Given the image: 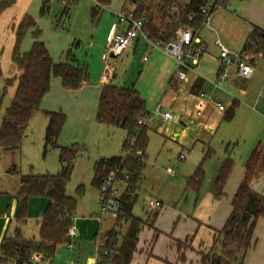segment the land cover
<instances>
[{
  "label": "crops",
  "instance_id": "obj_1",
  "mask_svg": "<svg viewBox=\"0 0 264 264\" xmlns=\"http://www.w3.org/2000/svg\"><path fill=\"white\" fill-rule=\"evenodd\" d=\"M230 1H233L234 9L228 7ZM38 2L35 12H39L43 0ZM135 7L136 3H126L125 0L121 4L111 2L104 8L101 16L102 20H107L103 30L107 31L109 35L113 25L119 22V14L123 11L135 10ZM38 12L31 16L30 9L26 8L21 14V20L25 16H30L36 26L42 30L41 39L47 44L55 61L70 62L66 56V51L69 48L58 51L57 45L50 42V39L45 36V32L39 26L43 18L38 17ZM215 12L217 29L211 23L207 26L208 29L214 30L217 35L220 33L224 39L223 24L243 30V42H238L240 50L244 47L243 43H245L248 32L254 26L264 28V0H224L221 7ZM56 18L59 21L63 19L61 12L56 15ZM12 27L16 40L15 23ZM119 27L123 30L124 24H120ZM33 28H30L25 35L21 46L22 50L27 49L25 45L26 47L31 46L34 40L32 37ZM201 40L206 49L199 56L197 62L192 56L187 57L190 70L188 79L185 81L177 82L174 79L176 61L173 57L163 49L156 47L151 41L138 37L113 61V64H118L120 67L124 64V73L120 75L112 67L107 75L104 70L95 78V73L92 72V79L90 74V80L75 90L63 86L60 78L53 77L49 92L52 91L44 96L41 103L43 110L62 111L66 114V121L62 129L65 131L71 128L73 119H78V124L85 121L90 124L98 122L96 114L103 85L113 83L122 87H134L146 101L148 111L149 109L154 111L153 115L158 118V121L155 122L159 123L157 133L165 136L162 147L166 146L171 153L174 152V155L171 156L177 158L176 160L190 161L185 174L174 177L175 179L169 184L172 188V196L175 197L173 201L169 199L170 206L162 208L164 200L157 198L163 203L161 208L153 209L149 206L147 212H150L145 217L138 216L144 223L139 232V241L130 264H202L201 253L210 250L216 232L224 226L232 211L233 197L245 176V165L254 149L243 161L235 162L233 158V170L220 191L214 184L216 176L209 179L208 183L204 178L200 189H194L189 185V177L202 162L205 152L207 150L216 151L211 147V144L228 110L227 107L231 106L230 102L226 101L228 96H247L255 82L254 77L257 70L264 73L263 52H255L256 47L254 46L253 59H251L254 67L252 77L241 78L237 75L235 68H232L231 74L219 86L218 80L221 74L219 51L207 52V41L203 34ZM105 41L103 45H105ZM236 46L234 47L237 48ZM12 64L11 74L15 71L13 61ZM239 79L250 82L249 88L243 90L238 82ZM15 84L11 88L15 89ZM217 103L223 104L225 109L220 110ZM158 107L169 111L173 115L172 118L164 120L162 115L158 114ZM198 111L201 113L199 114ZM149 112L152 114L151 111ZM71 115L73 117L70 123ZM147 126L149 128V121ZM183 152H189L190 156L184 155L181 158ZM220 166L217 168V172ZM174 172L175 170H172V174H170L173 176ZM204 173H206L205 170ZM10 175L14 176L8 168L0 171V250L4 240L13 234L17 226L21 227L25 237H37L39 235V220L51 201L46 196H31L25 210L26 222L19 223L18 215L24 206L22 198L18 194L20 178ZM262 176L261 174L254 179L252 187L264 195V186L260 183ZM11 178H14V183ZM141 181H143V176ZM139 189L140 186L137 192ZM182 196L185 200L182 205H179ZM160 197L162 196L160 195ZM156 212L157 214L154 216ZM101 214L100 212L95 213L90 219L75 215L73 219L74 232L69 234L68 242L57 250L53 261H49L42 254L35 252L29 263L99 264L98 237L103 236V216ZM254 239V246L247 253L243 264H264V217L258 219ZM185 242L188 245L184 246L185 244H183L182 246V243Z\"/></svg>",
  "mask_w": 264,
  "mask_h": 264
},
{
  "label": "trees",
  "instance_id": "obj_2",
  "mask_svg": "<svg viewBox=\"0 0 264 264\" xmlns=\"http://www.w3.org/2000/svg\"><path fill=\"white\" fill-rule=\"evenodd\" d=\"M50 0H43V13ZM61 18H69L71 4L68 0ZM112 0H94L92 19L95 25L101 19L103 10ZM130 2V0H128ZM135 17L145 15L144 30L150 40L168 42L176 37L180 26L203 27L204 18L200 6L204 0H135ZM178 10L173 12L172 6ZM194 16L193 18H190ZM33 42L22 50V42L30 28ZM42 30L36 26L30 16H25L16 28V40L12 52L15 71L6 78L3 92L14 86L15 92L2 117L0 127V151H11L21 148L26 136V129L35 116L41 111L44 96L51 88V79L60 78L63 86L78 89L90 80V73L84 66L68 61H55L47 44L41 39ZM262 51L264 55V28L254 26L247 34L242 50ZM71 55L69 49L66 56ZM1 72V61H0ZM236 100L227 110L224 118L232 119L235 115ZM47 116L45 130V151L49 147L60 149L61 168L54 174H21L17 164L9 169L12 174L20 176L18 194L23 201V209L18 215V222H26L25 210L31 196H46L51 199L48 207L39 220V235L25 237L20 226L7 237L0 250V264H25L31 262L33 253L37 252L53 261L57 250L68 242L70 228L78 206V197L67 192L71 179L74 161L79 155L77 144L60 146L59 136L66 121L62 111L44 110ZM150 112L146 101L134 87H122L113 83L103 85L98 100L96 120L106 125H115L127 130L122 153L101 158L94 164L95 177L93 186L100 188L110 170L120 167L130 173V178L121 198V208L115 225L103 236L98 237L99 264H130L139 241V232L144 221L135 216L133 207L137 201V190L146 167L147 146L149 142L147 124H139L141 117L148 118ZM140 151V152H139ZM213 154L206 151L202 162L189 177V185L200 189L203 184L204 162ZM234 167V160L228 154L220 166L214 184L218 191L222 189ZM245 176L232 200V211L224 226L216 232L214 242L208 252L201 253L202 264H243L249 250L254 246V231L260 217H264V195L252 187L254 179L264 173V144L259 142L246 162ZM83 185L77 188L78 195H83ZM157 212L154 214L156 216ZM104 238V239H103ZM181 244V243H180ZM106 251V253H104Z\"/></svg>",
  "mask_w": 264,
  "mask_h": 264
},
{
  "label": "rangeland",
  "instance_id": "obj_3",
  "mask_svg": "<svg viewBox=\"0 0 264 264\" xmlns=\"http://www.w3.org/2000/svg\"><path fill=\"white\" fill-rule=\"evenodd\" d=\"M38 1L0 0V127L2 117L15 92V89L11 87L7 89L6 93L3 92L6 78L11 74L13 66L12 52L15 32L12 26L15 23V28H17L21 20V14L26 8L30 9L31 16L36 14L38 12H35L36 6L39 3ZM111 2L121 4L123 0H112ZM125 2L127 3L128 0H125ZM132 2L133 0H130L128 3ZM68 3V0H50L43 13L41 12L42 3L38 17L43 18V20L39 26L45 32V36L50 39V42L57 45L58 51L67 50L68 48L71 50V55L68 57L70 62L79 63L81 66L86 67L91 74V79L92 72L93 74L95 73L96 78L105 70L103 54L108 46V32L103 30V28L107 20L100 19L98 24L95 25L91 16L93 0H76L71 4L69 18L59 21L56 15L62 12ZM228 7L230 9L235 8L233 1H230ZM215 17L216 12L214 11L210 23L217 29ZM58 22L59 25H57ZM223 33L226 40L220 33L217 35L214 30L208 29L207 25L202 28L201 35L203 34L207 41V52H220L216 44L217 39H220L229 49L240 50L238 42H243L242 36L244 31L237 27H229L223 24ZM104 40H106L105 45H103ZM25 48L28 49L29 47L25 45ZM112 67L120 75L125 72L124 64L120 67L118 64L112 63ZM19 73L17 69L15 71L17 77ZM254 79L255 82L247 96H228L226 100L230 104L235 101L234 99L237 100L235 115L230 120L225 118L222 120L211 144V147L216 151H213V154L204 162L205 181L207 183L209 179L216 176L217 168L222 165L228 154L234 158L235 162L243 161L259 142L264 144V73L257 70ZM238 82H240L243 90L248 89L250 86V82L246 80L239 79ZM247 82L248 85H246ZM43 111L42 109L36 113L30 121L21 148L11 151H0V171L7 168L9 170L11 165L16 163L21 174H54L59 172L61 168L59 162L60 149L58 147H49L45 151L44 136L47 126V116ZM149 111L152 114H150L147 132L149 142L147 146L146 167L143 171V181L139 183L138 198L133 207L135 215L144 217L150 212H147L150 199L162 198L164 200L162 208L170 206L169 199L173 201L175 197L172 196V188L169 184L175 179L174 177H180L185 174L187 164H190L188 160H176L177 158L171 156L174 155V152L171 153L170 149L166 146L162 147L165 136L163 137L157 133L159 123L155 122L158 121V118L153 115L154 111L150 109ZM72 117V115L69 117L70 123ZM78 123V119L72 120L71 128L61 132L58 144H77L79 146V155L74 161L72 176L67 185V192L72 196L78 197L75 215L90 219L95 213L101 211L99 191L92 184L95 177L94 164L102 157H111L122 153L123 141L127 136V130L119 126H108L99 124L98 122H94L93 124L86 121L81 124ZM183 154L190 156L189 152H183ZM172 170H175L173 173L175 175L173 176L171 175ZM13 175L10 176L20 178L18 174ZM262 175L260 183L264 186V173ZM14 178H11L13 183ZM80 185H83L85 189L83 195H78L77 193V188ZM184 200V196H182L179 205H182ZM101 215L103 216L102 230L104 236L115 225L117 215L110 212H103ZM183 244H185L184 246L188 245L187 242L182 243V246Z\"/></svg>",
  "mask_w": 264,
  "mask_h": 264
},
{
  "label": "built area",
  "instance_id": "obj_4",
  "mask_svg": "<svg viewBox=\"0 0 264 264\" xmlns=\"http://www.w3.org/2000/svg\"><path fill=\"white\" fill-rule=\"evenodd\" d=\"M134 1V0H133ZM224 0H204L200 6V14L203 15L205 25L210 24V19L214 11L221 7ZM178 8L174 4L172 11H177ZM191 16L190 18H193ZM145 15L141 17L134 16V9L123 11L119 14V22L115 23L108 35V46L103 55L105 62V73H109L112 69L114 59L128 48L138 37H143L147 41H151L156 47L163 49L167 54L173 57L176 61V69L174 72V79L177 82H182L188 79V72L190 65L187 62V57L192 56L197 62L199 56L205 51V46L201 40V27L180 26L176 30V37L168 42L152 41L144 30ZM124 24V29L121 30L119 25ZM218 45L219 60L221 66V74L218 80V85L221 86L222 81L231 74V69L235 68L238 76L244 79H249L254 73V67L251 62L253 59V52L244 50H232L226 47L220 39L216 40ZM220 110H224L225 106L217 103ZM158 114L162 115L164 120L172 118L169 111H164L158 107ZM200 114L201 111H198ZM149 118L141 117L139 124H147ZM140 152V151H139ZM184 154L181 155V158ZM130 178L128 171L122 170L120 167H115L109 171L104 178L99 191L101 211L118 214L121 208V198L125 191ZM163 205L159 199H150L149 206L153 209L161 208ZM74 232V227L70 228L69 234ZM105 238V236H103ZM103 238V239H104ZM99 247V244H98ZM106 253V251H104Z\"/></svg>",
  "mask_w": 264,
  "mask_h": 264
}]
</instances>
